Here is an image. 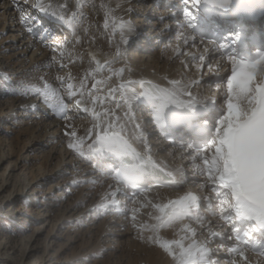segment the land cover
<instances>
[{
  "label": "bare ground",
  "instance_id": "obj_1",
  "mask_svg": "<svg viewBox=\"0 0 264 264\" xmlns=\"http://www.w3.org/2000/svg\"><path fill=\"white\" fill-rule=\"evenodd\" d=\"M63 1L68 0L33 1L35 13L27 19L28 26L33 29V31L28 32L31 42L28 41L24 46L22 45L23 47H18L15 43L17 36L12 35L6 39V44H2V47L6 46L0 52V55L3 54L0 62L8 63L7 68H5L10 70L12 66H16V68L23 67L24 61L21 60L20 56L26 57L32 47L36 48L37 51L34 56L28 58L30 67L36 69L26 80L30 89L33 88L39 91L38 95L46 103H50L54 99L53 106L57 109L66 108L68 99H71L73 103L79 101L78 104L83 105L84 115L88 116L87 119L76 120V123L71 121L73 116H68L70 118L62 120V122L51 118V122L55 124L54 127L52 123L46 126L43 124L49 118L44 117V119L37 116L39 121L23 130V134L28 135V137H39L42 140L43 143L39 144L41 145L39 149L43 150L50 145H53V147L46 154V157L44 156V164L39 168L40 172L38 174L34 170L25 173L28 185L23 184V182H15L19 194L24 193L26 187L32 183L39 184L37 182L38 177L41 181L46 182L47 186L53 183L47 190L50 194L54 191L53 189L61 192L62 183H55L54 180L61 178L68 172L71 178L64 181V186L69 190L80 187L76 199L66 206L62 205L64 197L60 196L61 199H57V196L54 202L49 205L48 214L40 215L38 220H35L36 223V221L45 217L41 222H38L32 238L36 236L37 239V236L42 234L50 224L54 228L57 226L61 228L66 222H70L80 214L78 221L80 220V224L87 227V230L81 233L80 253H77V258H81L80 256L82 258H101L104 251L107 250L111 256L107 264H177L173 255L165 251L160 246L161 244L172 243V251L178 254L180 243L188 246L195 241L199 244L205 243L207 247H210L215 240L211 235L212 229L215 230V233L217 230L221 232L222 229H225V233L228 231V228L220 219H213L210 215L206 217L207 207L219 203L217 207L221 208L223 205L219 195L210 189L208 182L211 177V168H214V165H218L217 174L227 175L229 171L225 159L226 151L219 146L221 144L220 138L227 133L225 125L228 124V120H224V123L220 120L214 125L216 132H220V137L216 146L214 145L212 150L209 149V159L201 154H191V150L182 145L170 149V146L163 142L152 143L154 142L152 140L149 142V136L154 138L155 142L158 139H155L157 135L151 123H147L150 127L148 125L144 128L143 125H146L144 119L146 118L144 117L142 120L136 113L135 108H140L138 104L141 99V86L146 81L161 84L172 94L178 96L188 108L205 109L206 111L210 109V112L215 113L214 115L223 113L229 116L231 111L229 103L231 102L233 105H239V110L243 113V115L236 118L239 121L246 118L251 113L252 108L255 107L251 103L255 97V91L251 88L246 97H235L231 92H226L227 85L213 86V91L216 95L218 94L219 99L211 102L209 88L206 87L211 85V80L214 82L213 77L216 75L225 78V70L222 67H226L227 62L216 58L205 45L199 48V45L194 43L193 46L192 36L186 29L182 31L173 30L174 44L171 46L165 45L163 39L168 38L170 26L167 23L163 24L158 21V19H166V15H159L157 18L153 15L156 9H153L154 6L150 8V4L154 3L155 0H92L90 10H87L84 19L86 16L88 17L86 20H82L80 25L75 24L74 18L55 11L58 4ZM39 4L44 5L49 12L64 16L68 23L63 24L57 19L54 24L48 25L51 30L43 29V26H40L37 20L42 15V11L36 7ZM148 8L151 9L149 12H147ZM10 9L9 3L4 4V15L8 16L7 12ZM107 14L112 15L109 23L106 21ZM44 16L47 17V15ZM135 17L137 18L132 20ZM150 18L152 19L150 20ZM8 21L7 19L3 20L2 32H5L6 29L10 31L11 28L22 30L18 29L20 23L14 24V26L10 25L7 28L6 26H9ZM150 22L153 23V27H151ZM65 26H70L71 30L69 31L72 34V39L69 37L66 39H70L71 42L75 40L73 47H68L66 41L56 40L52 42L48 39L49 35H53V32L59 31L58 39L64 37L62 33ZM80 26L81 29L79 30ZM145 26H147L146 29ZM136 31H141L146 35L144 38L142 37L143 40L139 43V51L128 53L126 50L133 41L135 42L138 39L134 37ZM2 32H0V35ZM182 33L184 36H182ZM149 38H155L151 42L152 45L147 44ZM60 45H63V47H59ZM152 47H154L153 50L159 47L162 49L159 52L156 50H154L156 52H153L151 51ZM6 51L18 52L15 53L16 55H10L9 57L6 56ZM52 51L56 55H52ZM97 52H100L99 55ZM148 52L151 56H147ZM147 58H150V62H147ZM174 64L178 67H175ZM192 65L197 71L195 77L192 76L190 70ZM61 68H64V71L58 74V70ZM205 69H207V74L198 78L200 72ZM0 73H2L1 70ZM61 82L68 83L64 85L65 92H67V95L65 93L64 95L68 98L67 100L62 98L63 95L59 93ZM45 84L49 85L48 96L43 94ZM69 84L72 85L71 90L68 88ZM70 91L74 94H70ZM27 106L30 110H33L36 107V102L33 101ZM52 117L57 118V114L53 113ZM39 124L45 126L44 130L38 128ZM66 131H75L83 141L81 153H75L68 149L67 137L64 135ZM120 141L129 142L149 158L154 166L167 170L176 179L174 189L157 190L153 188L140 198H126L124 190L119 187L115 180V175L107 174L105 176L103 172L98 170L97 163L93 158L95 156L93 150H97L99 156H102V151L107 146L119 147ZM15 145L13 141H6V150L0 151V165L6 159L9 160L6 172L9 166H11V172L15 171L17 167V161L13 163L11 160L15 157ZM0 146H3L1 141ZM58 147L60 148L59 153ZM24 149L21 151L23 152ZM32 149L33 146L28 148L26 153H29ZM167 149V155H163L164 152H167ZM58 154L60 158L53 167L55 159H57L55 156ZM26 157L28 158L29 155ZM46 173H52V175L45 177ZM9 176L10 174H8L6 181L8 178L11 179V176ZM215 178H218V176L216 175ZM223 181L227 182L224 179ZM186 184L195 185L196 187L192 192L191 190L184 191L183 188ZM6 185L8 186L7 183ZM207 188H209V195L205 194ZM26 195H28V192H26ZM199 199L201 200L198 204ZM122 205H125L126 211L128 210L127 214H125L126 212L121 214L115 212ZM57 207L59 209H55ZM143 208L146 214L138 215L139 211H143ZM77 210L80 213H77ZM98 211H102V216L98 215L100 214L97 213ZM182 211L189 218L195 219L199 223L197 229L192 228L188 222L181 219L185 218L181 213ZM56 212L58 214L52 220L51 216ZM140 215L142 218L139 217ZM204 215L205 218H201ZM9 216L15 217L13 215ZM119 217H122L121 222H119L121 220ZM115 218L117 220H114ZM176 220L180 221L176 222ZM99 222H101V225ZM214 222L216 226L213 224ZM133 224H137L138 228L141 229L138 230L136 227L137 230H133ZM111 226L114 229L112 233L107 231V228ZM141 234H143L142 237L139 236ZM197 234L203 236L206 239L205 242L201 243L199 237L196 236ZM79 235L76 237H79ZM126 237L129 240L132 238L133 241L140 237L141 244L140 246H135L133 243L127 245L128 250L122 251L123 255L120 256L118 251L120 248L123 249ZM220 238H223L228 248L235 246L229 235H222ZM109 242L115 244L116 247L109 245ZM1 248L2 250L5 249L3 243L0 244V250ZM239 248L246 255L244 261L249 262V264H262L259 258L250 257L243 248ZM227 255L232 258L229 254ZM2 260L3 258L0 256V263ZM99 263L100 261H96L95 264Z\"/></svg>",
  "mask_w": 264,
  "mask_h": 264
},
{
  "label": "rangeland",
  "instance_id": "obj_2",
  "mask_svg": "<svg viewBox=\"0 0 264 264\" xmlns=\"http://www.w3.org/2000/svg\"><path fill=\"white\" fill-rule=\"evenodd\" d=\"M33 1H39V0H0V22L2 23V24L0 23V28H1L0 32H2L4 19H7V21L9 20L8 21L9 26H6L7 28H9L10 25L14 26V24L16 25L20 23L21 25H18L19 26L18 29H22L20 31L11 28L10 31L6 29L5 32H2V34L0 35V45H1L0 52L4 50L6 46L5 45L2 47V44H6L7 43L5 42L6 39L11 37L12 35L17 36L15 38V43H17L18 47L19 46L23 47L25 43L28 41L31 42L30 41L31 39L28 36L29 31L25 27V24L22 23V20H25L27 22V19H29L30 16H33L32 14L34 10ZM91 2L92 0H68L66 2L63 1L60 4H58V7L55 8V11L64 14L65 16H68L70 18L75 17L77 19V23L79 22L78 25H80L82 24V20H86L88 17L86 16L84 19L85 13L87 12V10H90ZM6 3H9V6L11 8L10 11L7 12L8 16L4 15L5 13L4 4ZM111 18L112 15L111 16L108 14L106 15V21L110 22ZM136 18L137 17L133 18V20H135ZM146 28L147 26H145V29ZM80 29L81 26L79 30ZM55 33L57 34L58 32H53V35ZM143 34L146 35V33ZM70 39L68 42H66L67 46L73 47L75 40L71 42ZM172 44L168 46H171ZM36 51L37 49L32 47L29 54L26 57L20 56L21 60L24 61L23 67L16 68V66H12L11 69L8 70L6 69L7 68L6 65L8 63H3V61L0 62V70L2 71V73H0V141L1 144H3V146H0V151L6 150L5 148L6 141H13V143L16 144L15 145L16 148L14 150L15 157L12 158L11 160L13 163L17 161L16 162L17 167L15 168V171L12 172L10 170L11 166L8 167L7 169L8 171L6 172V166L8 165L9 160L6 159L5 162L2 165H0V244L3 243V246H5V249L2 250L1 248L0 250V256L3 258L0 264H95L96 261H100L99 264H107L111 257L107 252V250L104 251V255L101 258H95V257L82 258V256H80L81 258L76 257V255H78L77 253H80L79 246L81 244L80 241V238L82 236L81 233H84V230H87V227H83L80 224L81 221L80 220L78 221L80 214L74 219H72L70 222H66L65 225H63V227L61 228H58V226L54 228L52 224H50V226L47 227V229L42 234L37 236V239L36 236H34L35 238L34 237L32 238V235L37 228L38 222H41V220L45 219V217L43 219H39V221H36V223L35 220L36 219L38 220L40 215L48 214L47 211H49V207H50L49 205L54 202L57 196H58L57 199H61L60 196L64 197L62 205L66 206L71 201H74L76 199V195L80 190L79 186L78 188L73 190H69L66 188V186H64L65 184L64 181L71 178L69 172L61 176V178L54 180L55 183L58 182L62 183L61 192L59 190L53 189L54 191H52V193L50 194L47 190L49 189V186L53 185V183L47 186V183L41 181L39 177L37 179V182L39 184H37L36 182L32 183L31 185L26 187L24 193L19 194V189L16 188L15 182H23V184L28 185L27 184L28 179L25 178L26 172H29L30 170L36 171L37 174L38 172H40L39 168L41 167V165L44 164L46 154L53 147V145H50L49 147H45V149L43 150L41 148L39 149V146L41 147V145L39 144L43 143L39 137L32 138L30 136L28 137V135L23 134L24 129L32 125H35V123L39 121L37 116H41L43 118L44 117L49 118L45 123L43 122L45 126L47 124L52 123L51 116L48 115V112H45L43 110V105L40 103L41 101L39 96H37L36 94L37 92H35V89L33 88L30 89L26 81L28 77H30L32 72L36 70L33 69V67H30L31 65L28 63V60L34 56V53ZM132 51H130V53ZM17 52L6 51V56L10 57V55H16ZM97 53L99 55L100 52ZM52 55H56V54L52 52ZM149 55L151 56L150 52L147 53V56ZM1 58H3V54L0 55V60ZM147 59H148L147 62H150V58ZM7 61L9 60L7 59ZM174 66L178 67V65L176 64H174ZM193 69L194 66H190L191 73ZM205 70L207 71V69ZM63 71L64 68L59 69L58 74H60V72L63 73ZM192 76H194L193 73ZM51 81H53V79H51ZM66 84L68 83L61 82L59 84V89L61 91V94L63 93L62 95H64V93L65 94L67 93L64 90L65 89L64 85ZM209 90L213 91V88L211 87V89ZM33 101L36 102V107L33 110H30L27 104H31V102ZM70 117L73 118L71 119V121H75V123L76 120L78 119L87 118L81 115L80 112H76V114L71 113ZM70 117H67L66 119H69ZM43 124H39L38 128L44 130L43 128H45V126ZM54 125L55 124L52 123L53 127ZM38 128L37 130H39ZM31 146H33V149L30 150L29 152L30 154L26 153V150ZM23 149L24 151L22 152L21 150ZM59 150L60 148L58 147V153ZM21 152L22 154H20ZM28 155L29 157L27 158L26 156ZM55 158L57 159H55V163L53 167L56 165L57 161L60 158L59 154L56 155ZM8 174H10L11 179L8 178L9 181L8 180L6 181ZM49 175H52V173L50 174L46 173L45 177H49ZM29 181L31 182L32 180ZM6 183L8 184V186L6 185ZM188 190L190 191L191 189ZM26 192H28V195H26ZM122 207H125V205H122ZM55 209H59V207ZM144 210L145 209L143 208V211H139L138 215L139 214L145 215L146 213L144 212ZM123 212H126V209ZM131 212L132 210L130 211V213ZM77 213H80V211L77 210ZM97 213H100L98 214L99 216H102L103 214L102 211H98ZM56 214H58V212L54 213L53 216H51L52 220H54ZM9 215H13L15 217L13 218L10 217ZM141 215L139 217H141ZM122 217H119L121 219L119 220V222L122 221ZM98 219L103 220L101 218ZM143 219H145V217H143ZM114 220H117V218H115ZM99 224L101 225V222H99ZM194 224H197V226L195 227ZM194 224L193 225L190 224V226L192 228L195 227L197 229L199 227L198 225L199 223L195 221ZM136 227L138 230L141 229L138 228L139 226L137 224L132 226V229L136 231L137 230L135 229ZM113 230H114L113 226L107 228V231L111 233L113 232ZM77 235H79V237H76ZM139 236L142 237L143 234ZM196 236H198L199 237L198 239L201 242H203L204 240L203 236L201 237L200 234L199 235L197 234ZM140 237L135 241H133L132 238L131 240H129V238L126 237L125 240L128 244L125 242L123 244L124 250L120 248L118 254L122 256L123 255L122 251L124 252L127 251L128 250L127 245H130L131 243L135 244V246L137 245L140 246L141 244ZM109 245H113V247L115 246V244H110V242ZM213 252L216 253V250L215 251L213 250Z\"/></svg>",
  "mask_w": 264,
  "mask_h": 264
},
{
  "label": "snow or ice",
  "instance_id": "obj_3",
  "mask_svg": "<svg viewBox=\"0 0 264 264\" xmlns=\"http://www.w3.org/2000/svg\"><path fill=\"white\" fill-rule=\"evenodd\" d=\"M188 4H199L200 0H185ZM36 7L44 12V14L53 15L54 19L60 20L62 23H68L64 16L55 14L54 12H49L45 9L44 5L39 4ZM186 17L189 21L194 19L191 12H186ZM22 23L25 24V27L29 32L33 31L31 27L27 25L25 20H22ZM188 28H191V24H188ZM46 31V30H45ZM182 36L184 34L182 33ZM49 39H54L50 36ZM127 42V41H126ZM59 47H63L60 45ZM264 62V58L255 62L254 64L240 63L235 69V75L232 78V82L229 85L230 92L235 97L247 96L251 91V83L256 78V68L258 65ZM69 90L72 89V85H68ZM43 94L48 96L49 94V85H44ZM70 94H74L71 93ZM79 103V101H77ZM255 105L252 108L250 115L247 116L246 120L243 122L236 119L237 117L243 115L239 110V105H233L229 103V108L231 109L228 117L227 133L222 137V141L230 146L237 144L242 138L250 137L253 140V143L261 149H264V87H258L256 90V95L251 101ZM61 111V108L57 109ZM64 135L67 137V147L75 153H81L83 148V141L78 137L75 131H66ZM256 180V189L257 195L254 197H246L244 200H240L239 190H237V200L239 201L236 211L238 214L246 216L250 219H255L261 225H264V174L257 175ZM239 237L237 240L239 241ZM161 247L165 251L170 252L173 257L176 259L177 264H209L208 257L211 255L212 249L207 247L205 244H199L193 242L188 246H184L183 243L179 244L180 251L175 253L172 251V243L161 244ZM227 252L232 256L231 264H238L236 259L237 254L240 256V259H246V255L243 251L240 250L238 246H232L227 249ZM210 264H215V261L212 260Z\"/></svg>",
  "mask_w": 264,
  "mask_h": 264
}]
</instances>
